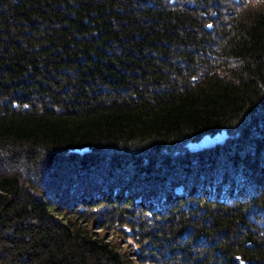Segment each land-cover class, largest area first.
I'll return each instance as SVG.
<instances>
[{
  "label": "trees",
  "instance_id": "trees-1",
  "mask_svg": "<svg viewBox=\"0 0 264 264\" xmlns=\"http://www.w3.org/2000/svg\"><path fill=\"white\" fill-rule=\"evenodd\" d=\"M0 264H264V0H0Z\"/></svg>",
  "mask_w": 264,
  "mask_h": 264
},
{
  "label": "rangeland",
  "instance_id": "rangeland-1",
  "mask_svg": "<svg viewBox=\"0 0 264 264\" xmlns=\"http://www.w3.org/2000/svg\"><path fill=\"white\" fill-rule=\"evenodd\" d=\"M223 137H224V133H219L215 136L207 135L200 142L191 144L190 147L191 148H198V147L203 146V145H209V144H212L216 141H220ZM107 236H110V233H107Z\"/></svg>",
  "mask_w": 264,
  "mask_h": 264
}]
</instances>
